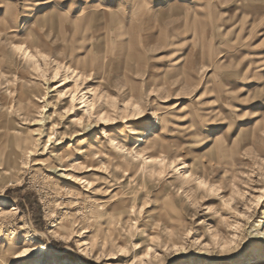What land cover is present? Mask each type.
Wrapping results in <instances>:
<instances>
[{
    "label": "rangeland",
    "instance_id": "obj_1",
    "mask_svg": "<svg viewBox=\"0 0 264 264\" xmlns=\"http://www.w3.org/2000/svg\"><path fill=\"white\" fill-rule=\"evenodd\" d=\"M21 44L49 56L48 74L55 60L73 68L94 61L82 88L108 97L102 110L112 120L101 124L80 111L97 125L71 141L79 129L73 116H61L68 104L53 91L60 83L45 85L15 50ZM44 102L46 130L59 133L51 146L43 135L31 145ZM126 103L139 104L144 117L126 122ZM155 136L168 144L167 159L192 167L193 185L172 169L150 178L110 143L141 150L139 140ZM91 141L110 149L94 155L93 171L82 159L62 161ZM123 164L139 173L126 175ZM104 178L135 205L119 225L110 213L109 224L101 222L93 203L108 200ZM4 203L0 264H264V0H0ZM111 229L123 240L104 245ZM148 247L153 256L144 260Z\"/></svg>",
    "mask_w": 264,
    "mask_h": 264
},
{
    "label": "bare ground",
    "instance_id": "obj_2",
    "mask_svg": "<svg viewBox=\"0 0 264 264\" xmlns=\"http://www.w3.org/2000/svg\"><path fill=\"white\" fill-rule=\"evenodd\" d=\"M51 14V12H47L44 15ZM44 47V46H43ZM15 50L23 56V58L26 60V62L31 63L33 66L34 71L41 76L44 81L45 85L51 83L57 85L53 91H56L58 93L59 103L60 106L67 105L68 107L65 108L64 112L61 113V116L64 117V120L70 119L71 116L74 117V122L76 127L79 129V131L73 132L72 136L70 137L71 141H74L76 143H79L80 138L85 135L86 132L92 131L93 128L96 127L97 124L93 125L90 121H86L84 116H79L78 114L83 112V115H86L89 119L95 118L98 123L104 124L108 123L112 120L111 116L108 112H104L102 108L104 105L108 102V97L106 95H103L101 92H98L94 89H83L82 86L87 85L92 82V72L96 69L94 64V61H87L86 59L79 63V68H73L69 65H67L65 62H61L58 60H55V65L52 68V71L50 74L48 70V66H50V59L47 54L41 51H34L33 48L30 46H26L25 44L21 45H15ZM53 62V61H52ZM73 83L74 86L72 88H69L70 84ZM59 91V89H61ZM67 89V90H66ZM48 96V93H46L45 98ZM97 102L100 103L99 106H97ZM113 107L115 106V103L112 104ZM49 103L44 102L43 106H40L41 109V117L39 119L33 120L31 123L32 126H40L41 129H37L33 132V135L31 136L32 139L28 141V143L31 145H34L35 143L40 142L41 136H45L47 138V144L46 146H51L54 143L55 136L57 133H59L57 130L51 128V132L48 133L46 130V123L50 120V118L46 115H44L45 110L49 109ZM27 113L26 116L29 117V108L26 109ZM124 119L126 122L130 121H138L144 117V110L139 104H125V108L123 110ZM55 125V124H54ZM55 128L59 129V126H55ZM85 132V133H83ZM139 142L144 143L143 148L137 149V148H126V146H122L121 143L117 142L116 139H111L110 143L111 145L119 150L127 152V155L131 158V161L140 162L142 164V169L145 173H150V178H154L155 175L162 176L165 174L167 170H175L180 171L182 174V179L184 181V184H187L188 187L193 185V179L194 176L193 170L191 166H187L185 163L178 164L176 161H173L171 159H167V154L169 153V147L168 144L165 142V140H161V137L152 138V140H149V142H144V140H139ZM34 143V144H33ZM57 145H62V143L59 141ZM32 147V146H31ZM27 147L26 148V156L28 158H31L35 151L33 150V147ZM83 149V148H82ZM85 153L78 154L70 152L62 153L61 156L62 161L73 158L74 162L79 161L82 159L80 166H86L88 168V171H93L94 169V155H96L97 159L103 158L104 155L109 154L106 152L107 146L97 147L95 142L91 141L87 143V146L84 148ZM110 150V149H108ZM69 151V150H68ZM149 151L147 154H144V152ZM109 152V151H108ZM70 153V154H68ZM102 155V156H101ZM81 161V160H80ZM123 169L126 173V175H129L131 177H135L138 173V169H130L126 166V164H123ZM101 171L104 173V175H108L109 170L106 166H102ZM55 170V169H54ZM57 171H63L66 172V169H59ZM106 178V176H104ZM104 178V182L101 185L104 189V198L108 200L103 199H94V206L98 208V210L102 209L101 213V222H105L109 224V220L107 218L108 214L110 213L112 215V218L117 221V225H119L123 218L126 217V206H129L132 209H135V205H131V201L125 197V194L118 191L117 193L113 194L112 191H110V184L111 182L107 181ZM81 184L86 183L87 181L84 179L79 180ZM194 182H198L199 188L201 187H207V183L203 180H199V178H196ZM87 185L91 187V183L88 182ZM193 187V186H192ZM146 189V187H144ZM119 190H121V186L119 187ZM212 190V188H211ZM118 200H120L119 203ZM168 202V201H167ZM166 201L163 202L164 205L167 204ZM4 204H0V212H2L3 208L1 207ZM119 207H123L124 211L121 214H118ZM100 212V211H99ZM128 218V217H127ZM112 225V224H111ZM100 227V225H98ZM260 227V226H259ZM115 230H110L109 237H105L104 235H101L103 239V244L106 245L109 242L113 241H120L123 240L121 235L118 233L115 237ZM116 239H115V238ZM125 243V241H122ZM81 245V244H80ZM17 246V245H16ZM90 244L87 242L83 243L81 247H89ZM140 247V246H139ZM176 247V246H175ZM14 247H10V250L12 251ZM23 249V248H22ZM40 252H45L44 247L38 248ZM81 249V248H80ZM147 249V248H146ZM148 252L144 256V260L147 258H151L152 255V249L148 247ZM154 250V249H153ZM38 251V250H37ZM176 252H179V255H184L185 251L184 249H175ZM85 252V251H84ZM30 253L29 249L21 250V253H18L17 257L23 258L26 257ZM154 253V252H153ZM153 256V255H152Z\"/></svg>",
    "mask_w": 264,
    "mask_h": 264
},
{
    "label": "crops",
    "instance_id": "obj_3",
    "mask_svg": "<svg viewBox=\"0 0 264 264\" xmlns=\"http://www.w3.org/2000/svg\"><path fill=\"white\" fill-rule=\"evenodd\" d=\"M49 12V10H47L45 13ZM50 13V12H49ZM52 13V12H51Z\"/></svg>",
    "mask_w": 264,
    "mask_h": 264
}]
</instances>
